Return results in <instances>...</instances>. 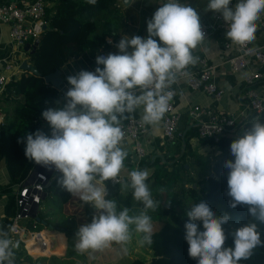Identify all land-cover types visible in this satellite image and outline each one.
<instances>
[{"label":"clouds","instance_id":"obj_1","mask_svg":"<svg viewBox=\"0 0 264 264\" xmlns=\"http://www.w3.org/2000/svg\"><path fill=\"white\" fill-rule=\"evenodd\" d=\"M87 3L95 5L97 0ZM231 3L209 0L206 11L220 13L228 25L226 37L243 46L256 38V21L264 13V0H238L234 6ZM147 33V38L122 37L115 45L117 53L96 57L94 71L81 69L68 75L70 87L64 92L62 106L42 111L50 134L37 129L18 138L28 160L60 172V185L83 204L95 208L91 222L76 232L74 247L81 254L102 251L113 243L126 245L131 240L132 225L143 234L141 244L152 243L154 226L146 214L147 209L156 207L146 183L150 172L144 169L129 173L133 198L143 204L144 212L136 216L129 215L128 208L118 212L117 202L107 198L105 182L119 183L128 155L120 146V120L142 106L143 122L159 124L173 98L166 89L178 73L197 62L193 50L205 39V32L195 8L180 0H166L147 21ZM230 152L234 159L224 165L229 170V206L234 209L247 205L249 216L264 223V122H253L231 143ZM186 215L188 255L197 264H240L252 256L254 249L264 247L257 224L251 222L236 228L232 232L233 245L225 246L224 226L232 216L228 212L217 215L206 200L194 204ZM15 246L7 233L0 236V264H15Z\"/></svg>","mask_w":264,"mask_h":264},{"label":"trees","instance_id":"obj_2","mask_svg":"<svg viewBox=\"0 0 264 264\" xmlns=\"http://www.w3.org/2000/svg\"><path fill=\"white\" fill-rule=\"evenodd\" d=\"M53 1L52 6H46L45 19L48 26L41 34L38 47L30 53L29 57L31 64L39 73L25 71L19 79L11 77L4 92L0 93V105L14 102L10 107H0V111L4 114L0 127V150L6 157L7 169L15 184L28 178L34 171V166L37 165L25 157V146L23 143H18V138L25 137L29 132H35L37 129L46 132L44 124L46 120L42 118V111L49 107H56L58 101L59 87L48 83L44 76L78 58L82 52L94 54L97 50L110 48L108 37L115 41L123 33L126 24L119 0H97L95 5L87 3V0ZM257 119L264 122V111L254 117L251 115L245 117L243 120L245 130ZM238 127L239 125L231 130V135L220 137L219 141L202 138L218 143L222 149V154L212 165L216 176L210 173L202 178L187 176L185 173L191 169L186 166L187 151L181 156L166 155L156 157L154 161L144 159L140 161L141 164L156 165L146 181L156 207L147 209L146 214L156 221L168 219L163 220L162 225L153 232L152 243L148 244L153 248L150 262L133 256L130 259L132 264H197V261L188 255L189 245L185 240V223L189 221L186 212L201 200H206L216 210L217 215H223L225 212L231 214L232 220L224 226L227 235L225 246L233 245L232 232L236 228L250 222L257 224L261 239L264 240V223L249 216L248 206L239 205L233 209L228 203L230 199L227 196L229 170L224 165L228 159H234L230 152V145L239 138L236 135ZM195 131L198 132L195 125L187 131V142L188 138L196 134ZM60 176V172L54 175L45 189L46 195L34 218L36 222L34 231L39 233L45 228L53 229L56 232H50L57 246L65 235L68 240L66 253L35 258L28 253L19 240H14L15 264H84L85 253L77 252L74 247L76 232L79 229L77 221L64 216L65 205L72 201L74 196L60 185L58 182ZM122 185L107 184L106 188L107 198L117 202V211L121 209L120 203L122 210L130 208L131 216L145 211L143 204L133 198L130 182L126 183L127 202L120 201L123 194H120L119 189ZM8 190L2 189L0 193ZM83 210L84 216L90 223L96 212L95 208L83 204ZM16 212L17 205L13 198L1 229L2 235L7 233L8 239L12 236L10 232L12 216ZM240 264H264V247L254 249L252 256L247 260H241Z\"/></svg>","mask_w":264,"mask_h":264},{"label":"crops","instance_id":"obj_3","mask_svg":"<svg viewBox=\"0 0 264 264\" xmlns=\"http://www.w3.org/2000/svg\"><path fill=\"white\" fill-rule=\"evenodd\" d=\"M48 6L54 4L53 0H47ZM182 4L192 6L195 8L201 18V24L208 23L212 19L214 11H206V6L209 0H180ZM238 0H232V6H234ZM164 1L162 0H134L126 4L124 0H119V6H121L123 13L125 14L126 24L124 26L123 33L113 41L111 38V47L103 49L108 53H117L119 50L115 47L119 40L124 38H131V36L139 35L147 38V21L152 18L154 12L162 6ZM264 18V13L261 14L260 18L256 21L257 31L256 38L254 40V46L264 51V26H261L260 19ZM220 32V31H219ZM217 32L215 35L205 38L196 49L193 50V56L197 58V62L194 65H189L190 70L198 69L200 59L207 57L209 62L215 65V73L217 82L224 88V93L219 99L213 95H210L202 88H191L188 85L186 79H179L175 81V97L178 109L180 110V122H179V134L173 140H165L163 137V121L161 120L158 125H147V132L141 136L142 144L145 148V156L140 158L135 145L130 138L123 139L121 147L127 151L128 155L124 161V167L119 176L126 177L133 170H144L147 169L150 174L155 168V164H141L140 159L145 161H154L156 157H164L166 155H177L181 156L187 151L186 155V166L193 170V174L196 178H202L204 175L214 172L213 164L222 154V149L218 143H213L209 140H203L198 135V132L187 139V131L194 125L190 118L189 109L195 103H201L214 111H226L233 114H241L245 109V96L244 92L247 90L248 85L246 82V69L233 70L229 62L223 56L226 50L223 48V43L227 39V30H222L220 33ZM108 37V41H109ZM158 40V38H157ZM101 50H97L94 54L82 52L78 58L73 59L66 63L61 68L60 76L63 78V83L59 87V95L57 96L56 107H61L64 103V92L70 87L67 82L68 75H74L81 69L94 71L97 67L96 57L101 55ZM236 53L234 50L229 51L227 54ZM4 58H10L13 62V68L5 69L2 61ZM25 61L31 63L28 56L22 54L20 49L18 50L14 43L10 41L9 24H5L0 20V74L7 77H14L19 79L22 73L26 70L23 68ZM102 67V66H101ZM253 67L256 68L254 65ZM261 95H264V78L256 81L253 85ZM247 99V98H246ZM13 101L10 104L1 103L0 107L6 108L13 105ZM129 116H135L142 119L143 107L137 108L132 113H127L125 120ZM46 132L50 134V129L47 121L44 123ZM237 137L243 135L245 128L244 122L239 124ZM183 135L185 136V144H183ZM140 162V163H139ZM127 182H123L120 194L127 195ZM13 181L10 173L7 169V160L2 150H0V188L9 189L8 191L2 192L0 196V236L2 235L1 229L4 220L6 219V213L8 212L9 205L13 199ZM103 186V185H102ZM107 188V184H106ZM122 211V204H119ZM130 209V208H128ZM144 212V211H143ZM130 215H132L130 213ZM153 225L156 220L152 218ZM162 223L155 227L158 229ZM62 232V231H60ZM65 234L64 232H62ZM37 237L29 236L25 241V246L31 255H64L67 250L68 240L64 237L60 239V245L57 246L52 240V234L50 231H40L36 233ZM66 237V236H65ZM66 239V240H62ZM143 239L142 233L135 231V226L131 227V240L126 245H120L113 243L111 246L105 248L102 251L92 252L89 250L85 252L86 258L84 264H132L131 257L137 256L142 261L150 262L153 256V248L149 247L147 243L141 244L139 241ZM31 243V245H30ZM37 244V246H34ZM126 249V250H125Z\"/></svg>","mask_w":264,"mask_h":264},{"label":"built area","instance_id":"obj_4","mask_svg":"<svg viewBox=\"0 0 264 264\" xmlns=\"http://www.w3.org/2000/svg\"><path fill=\"white\" fill-rule=\"evenodd\" d=\"M162 1L166 2V0ZM46 6H48L47 0H0V20L7 25L9 24L10 41L14 43L18 50L20 49L22 54L28 56V59L32 49L36 45L38 47L41 34L48 26L45 19ZM259 24L264 26V18L260 19ZM202 30L205 32V38H207L219 31L228 30V25L222 15L215 12L210 22L202 24ZM253 43L254 41L241 46L232 43L228 38L224 41L223 48L226 50L223 56V58H226L224 60L229 62L233 70H247L245 79L248 88L244 92L245 109L238 115L226 111L217 112L201 103H195L190 107L189 114L192 122L197 126L200 137L219 141L220 137L231 135V130L236 128L245 117L249 115L254 117L264 111V95H261L253 86L256 81L264 78V51L255 47ZM27 46L29 47L27 48ZM233 50L236 53L227 54ZM100 53L101 55H107V52L103 49ZM2 64L7 70L13 68V62L10 58H4ZM254 65L256 68L253 67ZM10 79V77L0 74V93L4 92ZM179 79H186L191 88H202L218 99L224 93V88L216 80L215 65L210 63L207 57L200 59L198 69L190 70L187 66L186 69L178 73L176 81ZM166 91H171L173 98L169 102L168 111L162 119V132L165 140H173L179 134L180 122V110L175 97V83ZM2 120H4V114L0 111V126ZM119 126L123 132V139L130 138L139 157L143 158L145 148L141 136L147 132V125L141 118L129 116L125 120H120ZM39 168L40 171L34 170L28 178L12 185V194L17 205V212L12 216V227L10 229L12 234L10 240L12 242L19 240L25 243L24 240L28 236L36 233L34 231L36 227L35 215L46 195L47 185H49L54 175L58 174V171L45 166H39ZM50 171H52V174L49 176ZM118 179L119 183L108 180L105 184L130 182L129 174L125 178L119 176Z\"/></svg>","mask_w":264,"mask_h":264},{"label":"rangeland","instance_id":"obj_5","mask_svg":"<svg viewBox=\"0 0 264 264\" xmlns=\"http://www.w3.org/2000/svg\"><path fill=\"white\" fill-rule=\"evenodd\" d=\"M192 172H193V170L189 169L185 174L187 176H195V175H193ZM198 175H199V173L196 174V176H198ZM126 196L127 195H123L122 199L120 201L123 202V203L127 202L126 201ZM64 216H66L68 219L74 218L77 221L78 227H80L83 224L88 223V220L86 219V216H84L83 203L81 202V200L79 199L78 196H74L72 201H70L69 203H67L65 205ZM59 219H62V218H59ZM166 219H168V218H164L163 220L165 221ZM163 220H157L156 223L153 225L154 228L159 226L163 222ZM62 222H64V220H62ZM46 229H48V228H45L42 231H46ZM53 232H56V231H53ZM32 236H34V237L36 236L37 237V234L34 233V234H32ZM63 237L66 238L65 235ZM62 240H66V239H62ZM20 242L25 246L23 241H20ZM30 245H31V243H30ZM34 246H37V244H34ZM52 255H57V254H50V255H43V256H38V255L34 256V255H32V256L35 257V258L38 256V258H39V257H49V256H52Z\"/></svg>","mask_w":264,"mask_h":264},{"label":"water","instance_id":"obj_6","mask_svg":"<svg viewBox=\"0 0 264 264\" xmlns=\"http://www.w3.org/2000/svg\"><path fill=\"white\" fill-rule=\"evenodd\" d=\"M132 0H130V2H131ZM124 2L126 3V0H124ZM129 2V3H130ZM126 4H128V3H126ZM29 46H27V48H28ZM36 47H37V45L32 49V51H34V49H36ZM32 51H31V53H32ZM23 68L26 70V71H30L31 73L32 72H35V73H39L38 72V70H37V68L33 65V64H31V63H28V61H25L24 62V64H23ZM62 72H61V68H58V69H56L55 70V72H53V73H50V74H47V75H45L44 77H45V80L48 82V83H50V84H52L54 87H60L61 85H62V83H63V78L60 76V74H61ZM1 127V126H0ZM0 137H1V130H0ZM186 142H185V136L183 135V144H185ZM186 145V144H185ZM39 166H41V165H35L34 166V169L33 170H35V171H40L39 169ZM52 174V171H50L49 172V176ZM212 176H216V173L215 172H213L212 174H211ZM50 231H54L53 229H49Z\"/></svg>","mask_w":264,"mask_h":264},{"label":"bare ground","instance_id":"obj_7","mask_svg":"<svg viewBox=\"0 0 264 264\" xmlns=\"http://www.w3.org/2000/svg\"><path fill=\"white\" fill-rule=\"evenodd\" d=\"M46 231H49V230H46ZM29 237V236H28Z\"/></svg>","mask_w":264,"mask_h":264}]
</instances>
